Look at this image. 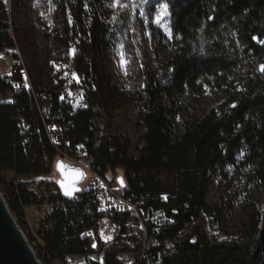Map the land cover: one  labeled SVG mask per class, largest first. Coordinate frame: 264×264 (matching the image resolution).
<instances>
[{
  "label": "trees",
  "instance_id": "16d2710c",
  "mask_svg": "<svg viewBox=\"0 0 264 264\" xmlns=\"http://www.w3.org/2000/svg\"><path fill=\"white\" fill-rule=\"evenodd\" d=\"M47 1L0 0V52L16 56L19 51L31 88L18 89L12 101L0 100V188L12 215L31 203L22 180L37 181L58 156L44 134L35 100L45 94L43 119L61 131L60 148L72 154L81 145L104 178L107 170L120 168L125 194L143 197L144 208L164 212V224L154 231L152 223L147 225L163 264H264V233L253 241L264 223L257 209L264 190V71L259 70L264 65V43L259 42L264 41V0H159L168 5L173 37L172 42L160 35L166 66L130 90L112 83L106 60L110 39L126 32L129 16L114 12L111 0H49L53 26L42 31L37 14ZM57 61L79 75L83 106L73 107L64 97ZM8 89L0 75V94ZM206 89L231 93L200 117H184L176 130L182 101L199 99ZM118 103L132 104L141 128L142 143L133 150L127 136L109 128L101 133L95 123L98 112L106 114ZM19 118L40 124L32 135L25 133L26 142L17 133ZM216 170L233 180L246 213L236 236L223 241L203 229L209 216L223 230L206 202ZM60 222L44 238L56 255L64 252ZM63 245L67 249L72 243ZM113 257L109 252L108 264H115Z\"/></svg>",
  "mask_w": 264,
  "mask_h": 264
},
{
  "label": "built area",
  "instance_id": "2783aa9c",
  "mask_svg": "<svg viewBox=\"0 0 264 264\" xmlns=\"http://www.w3.org/2000/svg\"><path fill=\"white\" fill-rule=\"evenodd\" d=\"M0 56L7 57L8 60L4 61L7 65L9 63L12 73L8 75L9 79L1 75L2 81L9 84V89L5 94H0V100L12 101L18 89H31L29 79L19 51H16V56H7L3 52H0ZM15 74L20 78L13 77ZM62 98L63 94H60ZM35 100L44 134L58 156L76 165L82 173H87L85 189L73 192L69 199L63 197L56 186L50 188L39 181L25 188L31 192V203L24 206L14 219L38 260L42 264H108V253L112 252L115 264H163L159 243L150 236L147 225L152 223L154 231L164 224L167 220L164 212L144 208L143 197L127 195L125 188L115 189L97 172L92 158L81 149L70 154L60 148L59 142L63 139L61 131L54 125H47L43 119L44 114L48 113L46 95L39 97L42 104ZM51 127L55 128L54 131ZM17 133L24 135V142L28 140L25 128L20 124L17 125ZM161 199L165 200V195ZM30 215L33 216L31 221ZM59 222V232L63 238L59 249L64 252L56 255L50 253L44 238ZM69 240L72 246L63 248V244Z\"/></svg>",
  "mask_w": 264,
  "mask_h": 264
},
{
  "label": "rangeland",
  "instance_id": "374dc122",
  "mask_svg": "<svg viewBox=\"0 0 264 264\" xmlns=\"http://www.w3.org/2000/svg\"><path fill=\"white\" fill-rule=\"evenodd\" d=\"M119 3L124 7L111 6L112 10L114 12H125L129 16V22L126 32L113 34L106 52V60L112 83L120 90H130L135 88L143 80V77L156 76L164 70L168 57L161 44L160 35L163 34L168 41L172 42L173 37L168 24V13L160 23L153 22L162 10L163 4L159 0H146V2L144 0H119ZM112 4L113 0H111ZM42 6L37 14L40 20L37 27L42 31L45 29L49 31L53 26L52 18L49 16V13H51L49 0ZM121 53L126 61L123 66H121ZM6 59L7 57L0 56V75H8L11 71L7 67L6 61H4ZM54 68L59 72L58 75L66 85L64 97L73 107L83 106L79 75L74 72L68 63L63 61H57ZM230 93L226 90L206 89L199 99L189 98L182 101V110L175 117L176 130H179L184 117H200L217 106ZM18 121L20 126L25 128L27 135H32L40 129L38 120L29 119L28 122L19 118ZM95 123L101 133L109 128L127 136L131 140V150L142 143L140 140L141 128L136 124L135 110L132 104L118 103L115 108L109 110L106 114L98 112ZM53 128L51 127L54 131L55 128ZM59 162L70 169L77 168L76 165L65 160L63 156H57L48 173L36 178L37 181L50 188L56 186L60 179L56 168ZM104 176L115 189L122 190L125 188L126 180L120 168L109 169ZM120 179L123 181L122 185ZM22 181L21 187L33 186L32 182H28V180ZM86 183L87 173L84 172L82 179L77 181L75 186L79 191H82L85 189ZM257 200V209L264 217V190L259 192ZM206 202L215 210L214 215L219 217L223 230L218 229L217 223L212 217L205 216L203 223L205 233L209 236H215L217 240L221 241L235 237L242 226L241 221L246 218V213L242 208L233 180L229 176L223 175L220 170L211 173L207 186ZM32 219L33 216L30 215L29 221ZM262 233H264V223L259 224L258 233L253 236V241L259 242ZM167 246L171 248L170 243H167Z\"/></svg>",
  "mask_w": 264,
  "mask_h": 264
},
{
  "label": "water",
  "instance_id": "95a60500",
  "mask_svg": "<svg viewBox=\"0 0 264 264\" xmlns=\"http://www.w3.org/2000/svg\"><path fill=\"white\" fill-rule=\"evenodd\" d=\"M63 165L62 168H57L59 173V181L57 188L62 196L69 199L72 197L64 194V189L61 183L66 188H73L76 182L82 179L74 171L66 167L62 162L57 163V166ZM80 171V170H79ZM81 172V171H80ZM82 173V172H81ZM0 264H42L36 257L32 247L28 243L26 236L18 223L14 219L6 199L4 198L0 188Z\"/></svg>",
  "mask_w": 264,
  "mask_h": 264
},
{
  "label": "snow or ice",
  "instance_id": "6c2138e0",
  "mask_svg": "<svg viewBox=\"0 0 264 264\" xmlns=\"http://www.w3.org/2000/svg\"><path fill=\"white\" fill-rule=\"evenodd\" d=\"M6 2V0H5ZM144 2H146V0H144ZM112 7H124V5L120 4L119 3V0H113V4L111 5ZM167 8H168V5L167 4H163L162 5V10L161 12L156 16L155 20L153 21L154 23H160V21L163 19V17L166 15L167 13ZM209 19H211V17H209ZM253 39H257L256 37H253ZM260 43H264V41H259ZM121 66H123L124 64H126V61L123 59V54L121 53ZM260 71H264V65H261L260 66ZM75 76V74H73ZM78 82V81H77ZM82 98V97H81ZM58 168H62L64 167L63 165H59L57 166ZM78 176L82 177L83 176V173H81L79 171V169H75L74 170ZM120 183L121 185L123 184V181L122 179H120ZM61 187L64 189V194L67 195V196H71L73 194V192L75 191H78L79 189H76L75 187L73 188H66L64 186L63 183H61ZM111 237H108V239H110ZM93 247H95V245H93Z\"/></svg>",
  "mask_w": 264,
  "mask_h": 264
}]
</instances>
